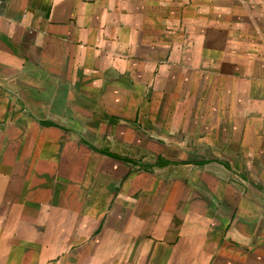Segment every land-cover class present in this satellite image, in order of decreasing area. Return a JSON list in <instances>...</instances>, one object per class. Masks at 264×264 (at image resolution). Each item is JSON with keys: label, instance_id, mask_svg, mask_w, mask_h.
Segmentation results:
<instances>
[{"label": "crops", "instance_id": "obj_1", "mask_svg": "<svg viewBox=\"0 0 264 264\" xmlns=\"http://www.w3.org/2000/svg\"><path fill=\"white\" fill-rule=\"evenodd\" d=\"M0 264H264V0H0Z\"/></svg>", "mask_w": 264, "mask_h": 264}]
</instances>
